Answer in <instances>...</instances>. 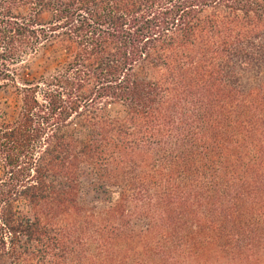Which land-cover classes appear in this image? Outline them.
I'll return each instance as SVG.
<instances>
[{"label": "trees", "instance_id": "obj_1", "mask_svg": "<svg viewBox=\"0 0 264 264\" xmlns=\"http://www.w3.org/2000/svg\"><path fill=\"white\" fill-rule=\"evenodd\" d=\"M0 90V264H264V0H0Z\"/></svg>", "mask_w": 264, "mask_h": 264}, {"label": "rangeland", "instance_id": "obj_2", "mask_svg": "<svg viewBox=\"0 0 264 264\" xmlns=\"http://www.w3.org/2000/svg\"><path fill=\"white\" fill-rule=\"evenodd\" d=\"M62 58V53L57 49L47 48L39 53L31 62V73L33 76L47 73L51 71ZM17 104L18 99L12 92L0 90V119L13 116ZM84 191L90 198H94L99 193L97 188L91 187L88 183H85Z\"/></svg>", "mask_w": 264, "mask_h": 264}]
</instances>
